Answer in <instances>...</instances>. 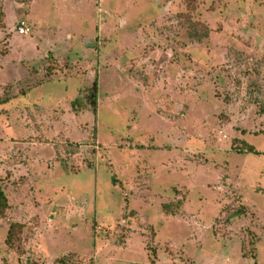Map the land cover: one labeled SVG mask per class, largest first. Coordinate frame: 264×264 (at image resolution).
<instances>
[{
  "label": "rangeland",
  "instance_id": "374dc122",
  "mask_svg": "<svg viewBox=\"0 0 264 264\" xmlns=\"http://www.w3.org/2000/svg\"><path fill=\"white\" fill-rule=\"evenodd\" d=\"M0 188V264H264V0H0Z\"/></svg>",
  "mask_w": 264,
  "mask_h": 264
},
{
  "label": "trees",
  "instance_id": "16d2710c",
  "mask_svg": "<svg viewBox=\"0 0 264 264\" xmlns=\"http://www.w3.org/2000/svg\"><path fill=\"white\" fill-rule=\"evenodd\" d=\"M97 93H98V83H97V79L95 78L92 82V85L90 87V92H89L90 104H91L93 112H96V109H97ZM243 146H244L243 151L245 150L246 152L257 153L252 145H249L245 142L243 143ZM6 207H7V197L4 191L0 188V212ZM16 226L18 225H13V227H16ZM10 235L11 234H9V237Z\"/></svg>",
  "mask_w": 264,
  "mask_h": 264
},
{
  "label": "built area",
  "instance_id": "2783aa9c",
  "mask_svg": "<svg viewBox=\"0 0 264 264\" xmlns=\"http://www.w3.org/2000/svg\"><path fill=\"white\" fill-rule=\"evenodd\" d=\"M28 31H29V28H27V27H20L18 29V32L21 33V34H27Z\"/></svg>",
  "mask_w": 264,
  "mask_h": 264
},
{
  "label": "crops",
  "instance_id": "0c3cea01",
  "mask_svg": "<svg viewBox=\"0 0 264 264\" xmlns=\"http://www.w3.org/2000/svg\"><path fill=\"white\" fill-rule=\"evenodd\" d=\"M113 258H114V256H113V257H111V258H109V259L111 260V259H113ZM110 260H109V261H110Z\"/></svg>",
  "mask_w": 264,
  "mask_h": 264
}]
</instances>
